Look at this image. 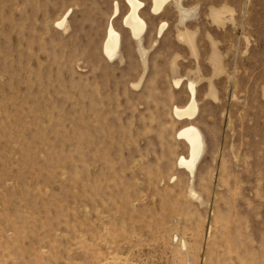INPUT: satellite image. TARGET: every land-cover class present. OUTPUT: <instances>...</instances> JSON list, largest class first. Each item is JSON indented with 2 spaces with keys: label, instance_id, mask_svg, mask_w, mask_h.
Segmentation results:
<instances>
[{
  "label": "rangeland",
  "instance_id": "rangeland-1",
  "mask_svg": "<svg viewBox=\"0 0 264 264\" xmlns=\"http://www.w3.org/2000/svg\"><path fill=\"white\" fill-rule=\"evenodd\" d=\"M139 2L0 0V264H264V0Z\"/></svg>",
  "mask_w": 264,
  "mask_h": 264
},
{
  "label": "bare ground",
  "instance_id": "bare-ground-1",
  "mask_svg": "<svg viewBox=\"0 0 264 264\" xmlns=\"http://www.w3.org/2000/svg\"><path fill=\"white\" fill-rule=\"evenodd\" d=\"M127 5L129 6V12L124 17V25L131 32L132 36L140 40L142 35L146 31L147 24L145 20L141 17L140 11L144 8L143 3L139 2V0H125ZM170 0H153L152 12L154 14H159L165 8ZM115 15L117 16L119 12L118 4H116ZM65 20L59 23V26H63ZM165 24L162 25L160 34L163 32ZM108 36L105 43V53L108 57L113 58L118 54V50L121 44V36L114 29L112 25L108 29ZM192 98L190 103L183 108H175V115L179 118L193 120L197 115V104L195 100V89L193 85L191 86ZM179 138L184 140L189 147V157H181L179 165L190 172L191 175H194L197 164L201 158V155L204 150V140L199 129L194 127L193 125H189L185 127L179 133Z\"/></svg>",
  "mask_w": 264,
  "mask_h": 264
}]
</instances>
